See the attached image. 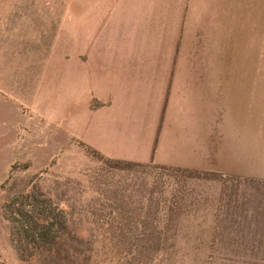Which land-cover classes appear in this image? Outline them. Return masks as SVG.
Returning a JSON list of instances; mask_svg holds the SVG:
<instances>
[{
	"label": "rangeland",
	"instance_id": "374dc122",
	"mask_svg": "<svg viewBox=\"0 0 264 264\" xmlns=\"http://www.w3.org/2000/svg\"><path fill=\"white\" fill-rule=\"evenodd\" d=\"M141 2L163 13L165 34L139 12L103 36L149 58H167L170 41L184 72L264 89V0ZM110 5L125 2L0 0V264H264V179L113 160L70 136L87 108L75 84L62 87L61 61ZM38 191L65 212L51 247L27 244L10 221V205L31 209L14 199Z\"/></svg>",
	"mask_w": 264,
	"mask_h": 264
},
{
	"label": "crops",
	"instance_id": "0c3cea01",
	"mask_svg": "<svg viewBox=\"0 0 264 264\" xmlns=\"http://www.w3.org/2000/svg\"><path fill=\"white\" fill-rule=\"evenodd\" d=\"M123 1V10L101 9L100 26L95 19L83 41L85 28L78 26L76 47L61 61L62 87L75 84L87 108L73 128L77 132L68 129L70 136L113 160L264 179L260 80L206 69L184 72L186 61L174 56L170 41L167 58H149L139 44L103 36L116 16L129 19L139 12L164 32L163 13L149 15L141 0Z\"/></svg>",
	"mask_w": 264,
	"mask_h": 264
},
{
	"label": "trees",
	"instance_id": "16d2710c",
	"mask_svg": "<svg viewBox=\"0 0 264 264\" xmlns=\"http://www.w3.org/2000/svg\"><path fill=\"white\" fill-rule=\"evenodd\" d=\"M129 163L139 165V163ZM42 196L44 195L38 191L31 196H24L22 200L17 198L12 202V204L23 205L28 202L26 203L27 206L31 207L28 210H25L24 207L15 209V207H12L13 205L9 206L12 214L10 221L18 225L16 232L18 234L22 233L25 242L36 248L53 246L59 237L60 230L66 228L64 210ZM16 215H19L20 218ZM13 233L12 231V240L15 242L16 239L13 238ZM23 250L21 245L18 246L17 251L22 258L25 256Z\"/></svg>",
	"mask_w": 264,
	"mask_h": 264
}]
</instances>
